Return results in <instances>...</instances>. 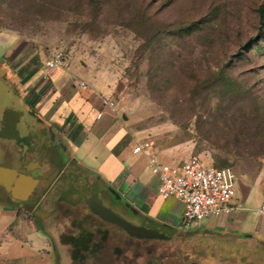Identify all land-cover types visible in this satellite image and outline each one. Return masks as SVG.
I'll return each instance as SVG.
<instances>
[{
  "label": "rangeland",
  "instance_id": "obj_1",
  "mask_svg": "<svg viewBox=\"0 0 264 264\" xmlns=\"http://www.w3.org/2000/svg\"><path fill=\"white\" fill-rule=\"evenodd\" d=\"M88 2L0 0V31L33 39L49 54L61 49L85 77L117 86L126 128L151 140L161 161L197 156L216 165L213 156L226 157L236 177L233 201L245 197L244 211L254 215L264 203V50L250 42L264 31V0ZM195 22L190 33L175 31ZM10 144L0 141V167L15 166ZM43 170L37 193L43 184L53 189L36 213L34 197L16 208L0 185V264H264V247L206 233L198 223L168 228V239H138L83 200L59 202L51 213L65 184L59 166ZM94 191L120 217L143 223ZM89 232L86 253L74 244Z\"/></svg>",
  "mask_w": 264,
  "mask_h": 264
},
{
  "label": "crops",
  "instance_id": "obj_2",
  "mask_svg": "<svg viewBox=\"0 0 264 264\" xmlns=\"http://www.w3.org/2000/svg\"><path fill=\"white\" fill-rule=\"evenodd\" d=\"M34 42L15 32L0 31V141L11 143L13 167L34 162L30 170L37 175L38 189L47 178L43 169L59 166L57 177L65 184L62 189L92 196L97 189L120 211L141 219V225L166 231L183 225L182 202L161 198L147 158L132 152L148 138H138L126 128L116 98L118 87L100 86L97 77H85L72 63L63 68L45 67L49 53ZM80 82L87 88H81ZM107 99L114 100L115 113L105 105ZM98 112H102L99 118ZM152 151L160 163H166L153 145ZM97 177L105 185L97 184ZM51 185L43 184L39 193H49ZM244 201L245 197L233 201L242 206L228 215L195 223L206 233L264 247V210L260 212V206L254 215L248 213Z\"/></svg>",
  "mask_w": 264,
  "mask_h": 264
},
{
  "label": "built area",
  "instance_id": "obj_3",
  "mask_svg": "<svg viewBox=\"0 0 264 264\" xmlns=\"http://www.w3.org/2000/svg\"><path fill=\"white\" fill-rule=\"evenodd\" d=\"M47 68H63L67 61L61 49H53L44 61ZM85 89L87 85L79 83ZM105 105L112 113L116 112L114 100L107 99ZM102 112H98L99 118ZM152 141L137 143L133 153H142L148 162L151 172L158 179L157 192L163 199L175 198L182 202V224L189 225L207 217L228 215L240 208L242 204L233 203L236 195L235 174L230 168H215L206 165L197 156L170 165L160 163L152 151ZM264 210L261 205L260 212Z\"/></svg>",
  "mask_w": 264,
  "mask_h": 264
},
{
  "label": "water",
  "instance_id": "obj_4",
  "mask_svg": "<svg viewBox=\"0 0 264 264\" xmlns=\"http://www.w3.org/2000/svg\"><path fill=\"white\" fill-rule=\"evenodd\" d=\"M126 119V116L123 115ZM34 162L25 165V170L29 171ZM38 179L30 174L19 172L15 168L0 167V185L10 194L11 200L20 202L25 201L32 194ZM83 197L91 212L102 220L112 223L123 229L129 236L138 239H168L171 234L165 229L150 225H136L120 217L109 208L104 206L95 196L89 193L79 195L63 194L69 203L77 202ZM41 216V215H40Z\"/></svg>",
  "mask_w": 264,
  "mask_h": 264
},
{
  "label": "trees",
  "instance_id": "obj_5",
  "mask_svg": "<svg viewBox=\"0 0 264 264\" xmlns=\"http://www.w3.org/2000/svg\"><path fill=\"white\" fill-rule=\"evenodd\" d=\"M94 3H95V0H89V2H88V4L92 5V6L94 5ZM258 14H259L260 22H262L263 15H264L262 8L259 9ZM194 27H196V22L195 23H191L189 25L178 27L175 31L179 32L181 34L190 33V32H192L195 29ZM248 43L249 42H247V45H248ZM250 43H252V46H254V48L256 50H262V49L264 50V31L260 30L259 33L252 39V41ZM219 71L220 72L216 75L217 77H221L223 75L224 69L220 68ZM235 128H236L235 124H233L230 127L231 130H234ZM216 148L222 149L220 147H216ZM213 159L214 160H218V164L217 163H216V165L212 164L213 167L218 168V169H220V168H230V167H227L228 159L226 157H219V155H215V156H213ZM88 234L89 235H84V236H81L82 235L81 234L80 235L81 239H80V237H78V239H79L78 242L76 244H74L75 246H77V247H79L82 250L87 251V252H89V250L92 249V246L90 244L91 243V232H89Z\"/></svg>",
  "mask_w": 264,
  "mask_h": 264
},
{
  "label": "flooded vegetation",
  "instance_id": "obj_6",
  "mask_svg": "<svg viewBox=\"0 0 264 264\" xmlns=\"http://www.w3.org/2000/svg\"><path fill=\"white\" fill-rule=\"evenodd\" d=\"M19 172H24V173H27V174H30V175H32L33 177H36L37 175L35 174L34 175V173H33V170H29V171H26L25 170V164H23V163H21V164H19V165H17L16 167H15ZM38 191H37V189L36 188H34V190L32 191V194L28 197V198H30V197H34V200H35V206H34V212L36 213V210H37V208L39 207V206H41V203L47 198V192L48 191H46L44 194H41V193H37ZM63 194H70V195H79V194H83L82 192H78V193H74L73 191H70L69 189H62V191H60V193H59V197L57 196L56 198H55V200H54V204H53V207L50 209V212L52 213L53 211H55V209H56V205L59 203V202H67V203H69L68 201H66L64 198H62V195ZM7 195H8V201H10L11 203H13L15 206H16V208H22V207H19L16 203V201H13V200H11V197H10V194H9V192H7ZM81 200H83L85 203H86V201H85V199L83 198V197H81L77 202H75V203H78V202H80ZM70 204H72V203H70ZM74 204V203H73ZM87 204V203H86ZM88 206V205H87ZM39 216V215H38ZM96 216V215H95ZM98 217V216H97ZM99 218V217H98ZM39 219H40V216H39ZM99 219H101V218H99ZM102 220V219H101ZM104 221V220H103ZM86 253H88L87 251H85Z\"/></svg>",
  "mask_w": 264,
  "mask_h": 264
}]
</instances>
